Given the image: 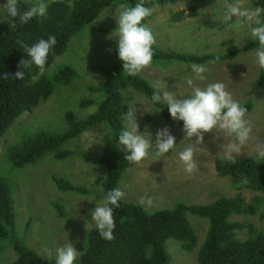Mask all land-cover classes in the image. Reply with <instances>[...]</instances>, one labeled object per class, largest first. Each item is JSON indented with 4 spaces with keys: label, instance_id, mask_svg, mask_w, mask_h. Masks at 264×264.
I'll use <instances>...</instances> for the list:
<instances>
[{
    "label": "rangeland",
    "instance_id": "rangeland-1",
    "mask_svg": "<svg viewBox=\"0 0 264 264\" xmlns=\"http://www.w3.org/2000/svg\"><path fill=\"white\" fill-rule=\"evenodd\" d=\"M226 2L230 3L232 0H180L164 6L154 3L148 7L158 6V11L153 13L147 24L153 30L156 46L163 51L199 55L236 53L234 59L222 63H206L210 69L205 74L207 79L195 83L206 87L208 83L223 82L235 100L242 104L249 99L253 101L254 108L247 113L252 133L241 154L235 156V160H238L257 157L256 145L264 143V88L257 87L260 67L255 55H250L254 49L242 51L247 43L253 41L250 38V28L256 25L244 21L241 27L228 31L229 25L236 21L235 18L227 24L222 21ZM6 3L7 0H0L1 12L5 11L3 6ZM247 3L253 6L250 0ZM118 4L120 3L103 11L95 21L78 33L70 41L66 52L56 57L43 73L51 77L56 70L70 66L76 71L77 77L68 85H57L48 100L21 115L0 138V177L13 188L19 235L40 257L44 255L46 248L54 253L57 247L69 241L81 252L78 258L83 253L88 232L96 228L90 213L103 199L101 180L106 169L104 166L84 162L80 152L100 154L107 139V131L102 126L94 127L71 141L66 147L73 155L68 159L59 160L47 155L37 164L22 169L14 168L9 163L7 152L25 136L35 135L40 131H65V115L69 112L84 119L96 110V104L88 108H83L80 104L83 100L95 101L100 97L90 88L102 85L105 77L98 71V67L107 63L114 49L118 48L116 39H108L118 28L115 19V6ZM190 9L196 12L195 17H187L180 22L173 20L176 13L186 11L188 14ZM260 19L264 22V14ZM190 65L156 63L141 74L151 85L157 80H164L169 91L188 96L191 89L181 82L191 73ZM178 84L179 88L176 87ZM124 96L128 106L129 103H137L136 115L140 131L147 129L152 134L153 144L157 130L169 127L177 146L165 156H157L153 148L149 156L138 165L127 162L119 181V188L125 193L124 201L153 213L172 209L178 203H211L221 196L238 192L230 180L217 173L215 166V159L223 158L220 154L221 145L230 142L231 137L219 131L205 133L204 144L196 146L194 159L197 169L189 174L179 159V152L190 143L188 140L182 143L185 138L184 126L166 123L159 107L141 93L130 90ZM195 139L192 138L193 141ZM55 178H65L89 193L61 191L56 186ZM242 193L249 199L260 196L264 200V193ZM142 197L153 198V206L148 209L142 206L139 203ZM56 204L62 206L64 217L58 212ZM231 219L244 225L252 224L264 235V205L256 215H233ZM189 220L198 237V246L187 252L180 242L170 240L168 246L171 264H200L198 253L209 224L208 220L192 215H189ZM243 234L246 235L245 232ZM239 237L244 238L242 233ZM0 246V264L13 262L16 254L11 244L6 241L0 243ZM52 259H55V254Z\"/></svg>",
    "mask_w": 264,
    "mask_h": 264
},
{
    "label": "trees",
    "instance_id": "trees-1",
    "mask_svg": "<svg viewBox=\"0 0 264 264\" xmlns=\"http://www.w3.org/2000/svg\"><path fill=\"white\" fill-rule=\"evenodd\" d=\"M180 0H144L146 7L155 4H175ZM187 1V0H183ZM40 0H18L21 11L27 10ZM48 5L46 15L36 16L27 24L11 27L13 21L6 10L0 11V138L12 127L24 113L32 111L42 102L48 100L57 85H68L77 77L76 71L65 66L56 70L53 75L39 74L34 65L25 70L23 80L9 77L23 69L19 67L24 59H30L21 46H32L39 39L55 36L57 44L51 49L45 70L56 57L64 54L70 41L87 25L95 21L103 11L116 3H127L134 6L139 0H43ZM255 6L264 7V0H250ZM72 6L69 7L68 5ZM196 12L190 9L180 11L173 17L180 22L187 17H195ZM150 17L148 18V20ZM146 21V23L148 22ZM259 47L250 41L242 51ZM153 65L156 63L206 64L209 61L222 63L236 56L235 52L222 55L178 53L172 50L163 51L154 45ZM219 58V59H217ZM167 65V64H166ZM98 71L105 77L100 86L90 90L100 97L94 100H83L81 107L97 105L96 110L81 119L72 112L65 115L67 128L63 132L40 131L35 135L23 137L12 145L7 152L9 163L17 169L37 164L43 157L52 155L55 159L64 160L73 155L67 145L86 131L102 126L107 131V139L100 154L87 151L80 152L84 162L104 166L105 175L101 180L102 196L119 188V181L126 170L127 161L118 137L126 127L124 113L129 111L125 93L135 90L151 101L152 85L142 76L130 77L124 74L123 62L118 57V48L114 49L107 63L100 65ZM38 75L33 80L32 76ZM258 88H264V68H260ZM152 102V101H151ZM156 105V104H154ZM250 113L254 108L252 100L243 103ZM166 123L184 126L182 121L173 120L168 106L156 105ZM217 173L230 180L238 191L230 196H221L211 203L187 205L178 203L172 209L147 212L143 207L121 199L119 207H114V239H103L97 228L88 232L83 253L75 264H171L168 243L175 240L182 248L190 252L198 246V237L189 220V215L208 220L206 237L198 253L200 264H264V235L252 224L236 222L233 215H256L264 205L259 196L250 199L242 192L264 193V160L257 157L236 160L233 164L223 158L215 159ZM246 178L247 184L242 180ZM56 186L61 191H72L88 194L85 188L76 186L65 178H55ZM64 217L62 206L55 205ZM246 233V235L243 234ZM242 233L244 238L239 237ZM9 242L16 254L10 264H55V259L47 260L30 249L20 237L17 228V213L12 186L0 177V243ZM1 251V246H0Z\"/></svg>",
    "mask_w": 264,
    "mask_h": 264
},
{
    "label": "clouds",
    "instance_id": "clouds-1",
    "mask_svg": "<svg viewBox=\"0 0 264 264\" xmlns=\"http://www.w3.org/2000/svg\"><path fill=\"white\" fill-rule=\"evenodd\" d=\"M68 6L71 7L72 5L69 4ZM3 7L13 21L11 27H15L17 20L20 24H27L36 16H45L48 5L40 0L31 8L21 11L18 0H7ZM115 8L118 28L108 39L118 41V57L123 62L124 74L136 77L153 64V49L156 39L152 28L146 21L154 12L158 11V6L146 7L144 0H139L134 6L120 3ZM262 14H264V7H253L247 3V0H232L230 3H225L222 20L227 24L235 18L236 22L229 25L228 31L241 27L244 21L250 25H256L250 28V38L258 43L259 47L254 49L250 55H255L260 68H264V22H261L260 19ZM56 44L55 36L51 35L47 39H39L32 46L21 42V46L30 59L21 61L19 67L23 69L22 71H17L14 76L4 73L3 79L7 80L11 76L23 80L25 70L30 69L33 65L39 69L38 75H42L50 51ZM211 63H215V61L208 62V64ZM208 64L193 63L190 65L191 73L184 77L181 82L191 89L188 96L177 95L176 92L169 91L164 80H157L152 85L154 89L151 96L152 103L167 105L172 119L183 122L185 138L182 143L185 140L190 141V143L183 151L179 152V159L184 165V170L189 174L197 169V163L194 159L196 146L204 144L205 133L219 131L232 138L230 142L221 145L220 154L233 164L236 163L235 156L241 154L252 133L251 124L247 119L248 108L233 98L223 82L208 83L206 87H200L195 83L207 79L205 74L210 71ZM38 75L32 76V79H38ZM180 84L176 87L179 88ZM161 93H163L162 96ZM136 104L129 103V111L123 115V120L127 124L118 137L119 145L123 147L126 153L124 160L132 165H138L144 161L153 148L157 156H165L177 147L176 138L171 134L169 127L157 130L155 144L152 142V134L147 129L144 132L140 131L137 123ZM193 137L196 138L194 141L192 140ZM256 153L258 160H264V143L256 145ZM242 183L247 184L248 180L244 178ZM124 196L125 193L120 188H115L107 192L106 196L100 203L96 204L97 206L90 213L99 235L107 241L114 239L113 233L116 226L114 207H119V201ZM139 203L146 209L151 208L153 198L142 197ZM80 253L69 241L63 246L57 247L54 253L53 250L46 248L42 257L50 260L55 254V264H75Z\"/></svg>",
    "mask_w": 264,
    "mask_h": 264
}]
</instances>
